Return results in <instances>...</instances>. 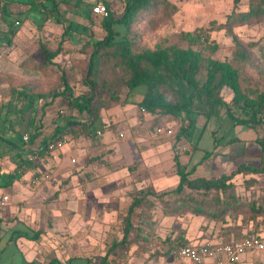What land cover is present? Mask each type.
<instances>
[{"label": "trees", "instance_id": "trees-1", "mask_svg": "<svg viewBox=\"0 0 264 264\" xmlns=\"http://www.w3.org/2000/svg\"><path fill=\"white\" fill-rule=\"evenodd\" d=\"M3 2L6 0H2ZM112 7L120 5L121 16L110 12V16L101 19L102 29L107 33L102 40L88 39L79 49L74 46L68 49L61 38V45L51 49L47 45H41L40 50L45 56L41 64H36L31 58H27L20 63L22 75H5L7 87L6 95L10 101L4 105L15 104L22 113H28L35 109L39 101L47 97L56 98L60 95L66 99L72 97V84L77 77V67L83 71L86 66V77L82 84L89 89V93L79 97L80 103L77 107L93 119L88 125L86 123L77 127L73 121H69L65 128L73 125L71 131L75 137H91L95 132V125L101 117V110L108 111L111 100L119 97L123 89L128 90L126 103L135 104L142 112L150 115H170L174 118L189 120V124L183 125L177 135V140H181L185 135L191 133L194 127L195 118L205 115L210 119L217 105L224 103L221 93L229 89L233 93V103L235 108L243 111L249 116L247 120H238L239 124L255 126L264 120V46L258 43L245 44L235 32V28L248 25L259 24L264 21V0H248L245 10L238 9L241 0H234V9L226 17L225 22L220 23L212 20L207 28L199 27L193 32H181L176 46H169L167 41L156 45L154 49H148L142 45V33L137 28L139 23L147 17L165 16L171 18L176 12V6L169 0H118ZM65 3V0H61ZM81 4L82 1L78 0ZM32 4V3H31ZM49 4V3H48ZM53 13L54 6L60 3L52 0L49 4ZM111 6H108L110 10ZM93 6L91 12L93 14ZM2 11L7 15V5L2 6ZM111 11V10H110ZM20 25V21H16ZM13 24L10 28L15 35L19 28ZM11 26V25H10ZM84 29H87L83 26ZM67 31H70L67 28ZM225 32L233 42V53L230 61H218L207 58L205 51L215 53L219 46L211 40L212 33ZM65 35V34H64ZM63 35V36H64ZM62 36V37H63ZM65 39V38H64ZM77 43V41L75 42ZM196 48V49H195ZM257 48L260 56L254 54ZM78 52L84 56L71 68L61 67L58 61L60 56H68ZM85 56H89L86 62ZM261 59V63L257 61ZM111 65L114 69L109 72V79H104L106 65ZM76 66V68H75ZM61 69L60 76L56 75V70ZM80 69H78L80 71ZM76 73V74H75ZM56 81L49 88H44L41 82L44 79L54 78ZM26 80V81H25ZM40 80V81H39ZM77 80L79 81L78 77ZM76 80V81H77ZM39 81V82H38ZM141 87H145V92L140 98L134 94ZM61 89L58 93L56 90ZM57 92V93H56ZM111 101L112 103L108 102ZM74 100L70 103L74 104ZM233 119V111H228ZM59 117V116H58ZM81 124V123H80ZM39 129V127L37 128ZM61 130V127H58ZM46 139L43 144L34 152L31 157L37 159L48 152L49 145L63 140L61 131ZM39 133L35 131L29 137L28 144H33ZM60 135L59 137H57ZM215 136V135H213ZM64 141V140H63ZM237 140L229 142L237 143ZM256 144L261 148L262 156L258 166L247 164L238 165L230 174H222L216 179L203 177L189 178L187 170L175 156L176 175L179 183L173 189L163 191L155 190L153 186L142 189H133L129 197L131 203L128 205L129 214L124 219L123 237L113 243L102 258L100 264H112L116 257H120L123 252H127L137 240L147 241L150 234L145 228L136 229V234L132 236L134 223L131 221L132 213L139 209V218H150L149 213L155 205H161L164 214L167 216L183 217L185 214H192L197 217L210 218L213 222H226L228 214H237L244 205L241 196L235 193L233 180L239 176H258L264 174V138H258ZM15 149L21 150L17 144H13ZM217 144H215V147ZM208 152L205 158H209ZM204 158V159H205ZM20 165L19 167H21ZM256 178H250L246 184H256ZM174 200L175 202H172ZM251 211L256 216L264 220V205H257L253 202L249 205ZM121 216L119 215L118 220ZM143 220L140 221V223ZM148 231V230H147ZM40 233L31 236L39 239ZM248 235L232 238L222 237L223 243H231L236 239H241ZM138 241V242H139ZM173 253L180 247L189 245V241L182 235L173 242ZM172 255V254H170ZM112 257V258H110Z\"/></svg>", "mask_w": 264, "mask_h": 264}, {"label": "rangeland", "instance_id": "rangeland-1", "mask_svg": "<svg viewBox=\"0 0 264 264\" xmlns=\"http://www.w3.org/2000/svg\"><path fill=\"white\" fill-rule=\"evenodd\" d=\"M56 1H58L60 5H55L54 11L59 12L65 3H62L61 0ZM81 1L82 3L79 9L80 12H84L87 10L88 4L85 0ZM116 1L117 4H120L118 0H106V4L107 6H111L110 12L114 13L116 11L115 13H117L119 11L117 14L121 16V6L117 5L112 7ZM172 3L175 4L177 10L171 18L165 16L160 17L159 14L157 16L144 18L139 23L137 28L139 29V32L142 33V45L144 47L154 49L157 44L162 43L164 40L167 41L169 46H176L181 32H193L199 27L207 28L212 20L223 23L225 22L226 17L234 9V0H173ZM247 3L248 0H241L238 4V9L245 10ZM2 6L3 1L0 0V33L4 32L3 30H8L9 26L3 21V18L8 17V15L2 11ZM36 9L40 8L37 7ZM9 10L10 7L8 8V11ZM27 19L24 21L27 22ZM29 19L30 22H28L26 26L21 20H19V18L17 19V16L14 15L12 18H8V22L10 21L11 24H16V21H20L21 24L18 26L19 29L16 30V33L24 31L27 35L26 38L22 37V40H20L17 45H23L28 54L25 59L31 58L36 64H41L45 60V56L40 50L41 45H47L49 48L54 49L61 45L62 38L63 42L69 44L71 49L74 46L76 49H79L86 42V39L102 40L107 35L104 31L97 32L96 30L91 31L89 28L84 29L83 18L78 20L76 18L71 19L59 17L51 22H47L50 18ZM97 20L98 21L95 24L98 25L100 30L102 21L100 19ZM45 27H47V29H45ZM67 28H69L70 31H67ZM44 31L51 32L52 37L48 40H44L43 37L45 35L42 34ZM235 32L245 44L258 43L260 46H264V21L259 24H248L237 27L235 28ZM70 37H72V42L75 43L77 41V43L70 45ZM17 40L15 34L12 43L14 44L15 42L16 44ZM211 40L219 46V49L215 53L206 50L204 53L205 56L213 60L230 61L233 53L232 39L222 31L212 33ZM0 41H2V39H0ZM64 45L67 49L69 48L68 45ZM253 52L257 56H260L257 48H255ZM81 58L84 59V56L78 52H74L66 57L60 56L58 61L61 62V67L65 65L64 67L68 69L71 68L73 64L78 63ZM85 58L87 62L89 56H85ZM257 63L262 64L261 59H259ZM111 65H106L107 67L105 71L107 72H105L104 75L105 80L109 79L110 76L108 73L114 69ZM61 69L62 68L56 70V75L54 76H60ZM76 69L79 81L77 80V77H72L75 79L71 86L72 95L74 96L78 93H82L84 96L89 93V89L82 84V81L86 77L87 68L85 66L83 71L80 67H77ZM78 69H80V71ZM55 79L57 78L44 79L41 82V85L44 88H49L54 84L56 81ZM56 91L60 93L61 89L58 90L57 88ZM145 91V87L139 88L137 92L134 93L136 96H133L130 100L133 101L135 98H139V96L141 98ZM127 93L128 90L123 89L117 99L111 100L113 103L108 100V102L112 103V106L110 107L111 110L109 109L110 111H105V113L108 114L107 116H117L114 115L113 110L118 106L126 105ZM221 97L224 103L216 106L214 112L211 113L212 116L210 119L205 115L199 114L194 120V127L192 128L191 133L185 135L179 141L177 140V135L183 125L187 126L189 124L188 119L182 121L181 119L174 118L170 115H150L142 112L137 107H134L136 113H133L135 117L138 118L137 125H125V121H121V126H119V123L110 126V129H112L115 134H118L121 131H127L133 133L131 136L135 138L140 136L141 139L138 142L143 147L159 148V146H166L169 148L167 151L161 149L157 153L155 152V155H157L160 162V165L158 166L159 168L149 169L147 172L144 171L145 176H149L148 178L151 180V183H142L144 181H140V183H142L140 186H154L152 183L155 184V182V185L158 188L157 189L154 186L155 190H160V187L167 186L166 182H171V177L174 172H176L175 156L179 158V161L184 167L186 166V172L189 173L193 170V173L189 174L190 179L199 177L216 179L222 174H230L242 163L252 166L259 165L262 151L256 144V140L258 138H264V120L261 124L255 126L239 124L238 120H247L249 116L243 111L235 108L233 103V93L231 90H224L221 93ZM76 99V103H72L70 106H68V101H57L54 105L49 107V112L53 113L65 108L59 111L56 116L63 117L64 119H74L76 115V117L85 120V122L89 124L93 119V115L90 116L78 108L77 103H80L78 102L80 99ZM15 106V104H10L0 118V136L3 138L4 136L8 138L11 131L22 133L27 126L33 122L30 120L29 116L23 114V116H14L13 113L16 108ZM19 108L20 107H17L16 109L18 110ZM230 109L233 111V116L238 119H233L229 115L228 111ZM103 112L104 110H101V117L95 125V130L100 131L101 134L107 130L101 122ZM35 121L36 120H34L33 123H35ZM38 124H43V127L48 125L47 122L43 120V117ZM44 130L45 129L43 128V131ZM169 130L173 131L172 135L168 134ZM27 135L30 136L29 134ZM130 138L131 137L129 136L128 139L130 140ZM63 140L68 141L64 135ZM233 140H237L238 142L230 144L229 142ZM215 144H217L216 147ZM208 152L211 153V156L205 158V155ZM250 178H256L257 183L246 184V181ZM159 180L164 181L162 183H157ZM233 183L235 184V193L241 196L244 205L241 206V209L237 214H228L226 216L227 221L224 223L221 221L213 222L210 218L197 217L192 214H185L183 217L167 216L164 214L162 206L157 204L154 209L149 212L152 216L151 219L139 218V216H141L139 215L141 211L139 209L135 210L132 213L133 217L131 219L135 228L132 236L136 234V229L143 230L144 228L150 236L147 241L141 239L140 241L137 240V242L130 246L127 252H123L120 257H116L112 264H173L170 255L172 252L169 254L167 253L169 249L172 251L174 250L172 249L174 245L173 242H176L177 237L182 235L189 241V244L205 241L215 242L221 240L222 237H241L245 234L264 236V220L261 217L256 216L254 211H251L249 208V205L251 206L253 202H256L257 205H264V174L258 176L239 175L233 180ZM168 186L171 187L172 185ZM133 189L130 191H133ZM168 189L171 190L173 188ZM172 202L175 201L172 200ZM128 205L129 204H126V206H124L123 204V208L120 210V220L112 225L108 231H105V241H103L105 244H113L122 239L124 219L127 218V215L129 214ZM141 220L143 221L140 223ZM106 249L107 247H105L103 253ZM95 250L94 253H97L98 255L94 264H100L103 257L99 254L102 253V250L98 251V248ZM241 264H264V259L247 255L243 258Z\"/></svg>", "mask_w": 264, "mask_h": 264}, {"label": "crops", "instance_id": "crops-1", "mask_svg": "<svg viewBox=\"0 0 264 264\" xmlns=\"http://www.w3.org/2000/svg\"><path fill=\"white\" fill-rule=\"evenodd\" d=\"M51 1L3 2L10 10L8 17L3 18L9 25L8 30L0 33V118L8 108L4 103L10 101L6 95L5 75L21 76L23 71L20 63L28 56L24 46L17 45L22 37L26 38V32L15 33L18 40L13 44L12 31L15 29L12 28L11 31L10 25L13 24L8 22V18L17 16L25 26L30 22L29 18H50L47 22L59 17L78 20L83 18V26L86 28L103 31L101 25L99 30L95 24L100 18L90 10L91 6L100 2L106 4V0H85L88 5L84 12H80L81 4L78 0H65V5L59 12L49 13L47 10L51 9ZM37 7L40 9H36ZM42 34L45 35L44 40L52 37V33L48 31ZM69 39L70 45H74L72 37ZM65 44L70 47L66 42ZM81 95L83 94L72 95L70 99L62 95L47 97L28 113L19 112L15 108L14 116H29L31 121L37 122L30 123L22 133L11 131L8 138L0 136V158L6 163V171L0 173V192L8 195L11 200L6 208H0V264H94L98 255L94 253L95 249L102 250L99 255L104 257L112 245L103 242L105 231L118 221L123 204L126 206L131 203L130 190L133 186L134 189H142L145 188L140 186L142 183H151L144 171L158 169L160 162L155 152L169 150L166 146L143 147L138 142L140 136L135 138L131 136L133 133L127 131L115 134L110 129L115 123L121 126V121H125V125H137L138 118L133 114L136 113L134 107L137 106L129 103L113 110L117 116L109 117L103 112L101 122L107 129L104 133L98 134L96 131L95 136L75 137L71 133L73 125L65 128L67 123L73 121L79 127L84 123L88 125L87 122L76 115L74 119L57 117L56 114L65 108L50 113L49 107L61 100L68 101L70 106ZM42 117L48 124L45 127L38 124ZM59 130L60 135L68 139L64 140L66 144L63 149L53 155L46 152L42 157L32 159L31 155L43 142ZM35 131L39 133L36 141L33 144L25 142L23 137L27 134L31 137ZM13 144L19 145L21 150L15 149ZM20 165L22 166L19 167ZM46 173L49 174V179L43 177ZM174 174L171 182H166L167 186L160 187L158 191L178 185L179 177L176 172ZM163 181L159 180L157 183ZM155 184L152 183L156 187ZM37 233H40L38 240L31 238ZM105 247L107 249L103 253Z\"/></svg>", "mask_w": 264, "mask_h": 264}, {"label": "built area", "instance_id": "built-area-1", "mask_svg": "<svg viewBox=\"0 0 264 264\" xmlns=\"http://www.w3.org/2000/svg\"><path fill=\"white\" fill-rule=\"evenodd\" d=\"M93 14L101 19L110 16V10L104 2L93 7ZM19 25L18 22H16ZM101 134L100 131L97 132ZM173 134L172 130L168 131ZM122 136V135H121ZM25 142L29 141V136L23 137ZM65 142L58 141L49 145L48 152L53 155L56 151L62 150ZM32 159H37L36 156ZM75 160H73V163ZM6 163L0 158V173L6 171ZM45 179H49V174H44ZM10 197L0 192V208H6L10 204ZM255 256L264 259V238L259 236H247L236 239L231 243H223L221 240L215 242L205 241L201 243L189 244L175 250L171 259L173 264H241L245 256Z\"/></svg>", "mask_w": 264, "mask_h": 264}]
</instances>
